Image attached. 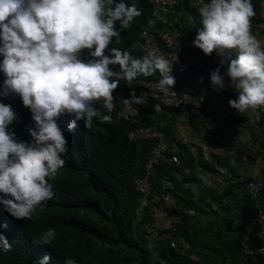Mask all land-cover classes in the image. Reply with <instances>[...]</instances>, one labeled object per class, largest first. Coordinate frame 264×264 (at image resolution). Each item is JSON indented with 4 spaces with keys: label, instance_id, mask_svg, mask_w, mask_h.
<instances>
[{
    "label": "clouds",
    "instance_id": "1",
    "mask_svg": "<svg viewBox=\"0 0 264 264\" xmlns=\"http://www.w3.org/2000/svg\"><path fill=\"white\" fill-rule=\"evenodd\" d=\"M193 7L202 27L192 45L206 56L214 51L221 57L225 51L236 53L223 75L222 59L210 72L214 90L225 89L227 76L229 86L238 92V98L229 99L230 108L242 114L264 107V48L251 31L252 0H199ZM140 15L136 0L131 4L125 0H0V73L4 75L0 98L19 96L34 122L33 127L26 126L31 142L18 141L10 131L17 114L11 104L0 102V205L15 219H31L37 206L54 197L48 178L65 164L64 132L75 130L81 119L86 129L94 118L110 123L116 107L113 92L120 81L131 88L138 74L149 77L158 71L157 89L168 96L174 88V64L164 55L151 50L134 58L128 51L110 47L113 38L119 43L116 22L127 29ZM85 50L86 59L81 56ZM185 67L181 65L180 71ZM149 95L132 93L131 99L120 97L119 102L145 105ZM97 103L109 114L101 112ZM61 117L67 118L60 121ZM198 179L206 186L213 184L207 175ZM261 188L264 182L249 184L253 192ZM55 239V229L49 228L34 242L50 246ZM11 248L0 234V250L6 253ZM50 259L44 255L36 264H49ZM64 264L77 262L69 258Z\"/></svg>",
    "mask_w": 264,
    "mask_h": 264
},
{
    "label": "trees",
    "instance_id": "2",
    "mask_svg": "<svg viewBox=\"0 0 264 264\" xmlns=\"http://www.w3.org/2000/svg\"><path fill=\"white\" fill-rule=\"evenodd\" d=\"M205 1L210 2V0ZM125 3L131 4L132 0H125ZM184 3L187 7V3ZM136 4L141 15L134 17L127 29L121 28L119 21L116 22V29L120 33L119 43L113 38L110 47L128 51L134 58H141L144 54L140 51L139 34L154 11L149 0H136ZM198 25L197 30L202 27L200 22ZM196 34L197 31L193 37ZM81 56L88 58L87 50ZM113 67L118 70V66ZM159 77L157 71L152 76L145 77L138 74L136 78L158 79ZM3 80L4 75L0 73V85L3 84ZM124 83L120 81V85L113 92L116 107L110 114L112 116L110 123H101L94 118L92 127L86 129L84 120L81 119L76 121L75 130L64 132L68 142V152L62 155L65 160L64 166L58 170L56 176L48 178L54 191L51 200L37 206L31 219L17 220L4 211L3 205H0V234L4 235L12 245L11 250L6 253L0 250V264H36L44 255L51 257L49 264H64L69 258L76 260L77 264H91L97 257L96 242L107 246L104 250L105 254L98 257L99 264H114L117 256H112L110 251L112 247L120 246L128 250H137V264H219L200 251H212L220 256L223 262L228 244L226 246L220 244L221 248L207 244L198 245L195 241L196 230L192 232L188 230L186 224L190 218L183 213V209L197 211L205 200L209 203L215 200L219 210H225L223 211L225 216L219 219L225 229L230 228L229 216L233 215L234 210L238 209L250 214L253 233L249 236L253 251L251 255H247L248 261L253 263L255 258L258 264H263L259 258V244L255 237L256 216L253 207L257 202L264 205V188L260 189L257 199L253 200L249 191L245 190L246 187L248 188V180H246L248 177L236 176L235 182L227 181V186L221 191L210 187L206 196L200 195L196 198L195 187L200 184L197 177L188 178L180 169L162 166L156 171L151 196L147 199L146 206L140 215L137 214L140 195L135 189V179L143 174V165L151 145L148 142L129 141L127 138V132L134 124L124 122L120 116L122 103L119 102V98L127 96ZM174 89L185 96L193 95L195 92L187 83L182 82H176ZM0 102L11 104L17 114L18 120L10 125V131L15 133V138L18 141L31 142L32 138L26 131V126L33 127L34 122L30 110L23 106L20 97L10 95L7 99L0 98ZM185 106L165 110L180 114ZM96 107L104 114H109L99 103ZM66 118L61 117L60 121ZM143 123L150 124L151 120H143ZM242 124L243 122H240V125ZM61 127L63 130V125ZM182 163L191 167L195 161L191 155L184 152ZM198 165L210 174L214 173L207 163L199 161ZM187 182L191 183L192 187H188ZM237 191L241 201L236 199L239 197ZM168 193L181 207L180 211L175 210V215L183 223L171 227L172 231H169L176 246L172 248L168 240L162 239V236L168 233L166 229H162L158 230L162 239L158 241L160 245L150 248L146 240L148 233L142 226L153 222L152 209H161L164 205L162 195ZM2 195L0 193V196ZM206 207H209L208 203ZM209 212L205 214H219L213 208H210ZM5 224L7 228L3 227ZM49 228L55 229V241L50 246L35 243L42 232ZM181 238L190 244L191 250L185 252L181 248L178 243ZM237 243L238 250L231 253L235 256L245 255L241 240L237 239ZM152 249L154 256L150 254Z\"/></svg>",
    "mask_w": 264,
    "mask_h": 264
},
{
    "label": "crops",
    "instance_id": "3",
    "mask_svg": "<svg viewBox=\"0 0 264 264\" xmlns=\"http://www.w3.org/2000/svg\"><path fill=\"white\" fill-rule=\"evenodd\" d=\"M252 4L255 9V16L251 20V31L252 34L257 37V39L262 41L261 47L264 48V0H252ZM185 21V18H183ZM181 20V22H184ZM225 57L230 60L236 57L235 51H225ZM208 56L203 52L192 55L190 61L194 66V71L197 66L199 69L202 68V64H197L196 60H201L203 63L208 61ZM225 57L217 56V60L214 61L215 69L220 66L221 59L224 60ZM214 65V64H213ZM225 67L227 64L224 62L221 66V74L225 73ZM197 68V69H198ZM205 69V67H203ZM194 71L190 74L187 84L193 85ZM225 89L214 90L212 84L207 86L208 94L203 99L202 95L195 97H188L184 111L180 114L176 112H170L165 110L158 118L159 123L165 128L168 134L178 137L182 144L185 145L184 152L191 155L194 158L195 163L191 166L190 176L199 177L201 174L209 176L213 184L212 186H206L201 181L198 187H195V195L198 198L200 195L205 196L206 189L212 187L214 190L221 191L227 186L228 182H235L236 176H243L250 180L254 177H260L264 179V107L258 108L256 110H248L245 113L238 114L232 108H230L228 101L229 99L238 98V92L230 87V79L225 76L224 80ZM197 90H200L198 86ZM212 100V108H205V103H210ZM205 100V101H204ZM262 110L263 117H258V110ZM207 114L210 122L215 124V132L210 130L206 124L201 121V116ZM238 114V115H237ZM205 116V115H204ZM239 117L238 125L236 122L232 124L229 122L230 118ZM193 117L199 120H194ZM228 118V119H227ZM192 121V123H191ZM228 122L229 125H226ZM240 122H243L240 125ZM205 124V125H204ZM229 126V127H228ZM247 126L249 128H247ZM226 127L225 130H222ZM239 139V143L242 142L249 144L246 153H239L236 147V139ZM207 163L214 170V173L210 174L208 171L202 169L198 162ZM188 177L189 176H185ZM188 187H192V184L187 182ZM205 189V190H204ZM249 191L248 188H245ZM208 191V190H207ZM236 193V192H235ZM239 192L237 191L236 194ZM236 199L240 200V195ZM245 206L244 204H241ZM204 207V206H203ZM202 207V208H203ZM196 212V211H193ZM191 212L192 215H195ZM205 214V212H203ZM217 217H216V216ZM215 216V217H214ZM225 214H212L214 221L218 224L219 219L223 218ZM230 232L231 238L229 239L230 250L231 245H235L239 248L237 239L241 240V247L245 255L244 259L249 264L248 256L252 254V244L250 243L252 234V223L250 222V214L248 212H242L240 210H234L232 216H229ZM225 226L220 225L216 230H224ZM256 244V243H255ZM233 248V247H232ZM234 264V263H232Z\"/></svg>",
    "mask_w": 264,
    "mask_h": 264
},
{
    "label": "built area",
    "instance_id": "4",
    "mask_svg": "<svg viewBox=\"0 0 264 264\" xmlns=\"http://www.w3.org/2000/svg\"><path fill=\"white\" fill-rule=\"evenodd\" d=\"M149 2L154 12L140 31V51L145 55L148 51L156 50L158 54L164 55L170 63L174 64L171 75L176 82L187 83L190 74L194 71L190 59L192 55L202 52L191 43L195 38L193 35L199 27L198 22L201 23L197 7H193V5L198 6L199 0H149ZM184 2L187 3V7ZM204 2L207 3L205 0ZM177 61L179 62L176 63ZM181 65H186L182 72L180 71ZM160 78H136L131 88L124 83L127 89L126 98L131 99L132 93L137 96L141 92L150 93L147 104H122L120 113L124 122L134 124L127 132L128 140L140 143L148 142L151 145L143 165V174L135 179V189L140 195L137 209L139 215L146 206L147 199L151 196L152 183L157 169L167 166L180 169L184 176H189L191 173V168L182 163L183 146L185 145L178 137L169 136L158 121L165 109H178L187 104V99L185 95L180 94L174 88L170 89L168 96H164L156 87ZM143 120H151V123L144 124ZM261 182H264V179L260 177L248 180L247 186L253 200L257 199L259 191H251L249 184ZM162 199L164 202L173 201L170 193L162 195ZM253 209L256 216L255 237L259 244L258 254L264 264V205L257 202ZM191 212L193 210L183 211L187 216ZM163 238L168 240L172 248H175L176 242L172 239L170 232L166 233Z\"/></svg>",
    "mask_w": 264,
    "mask_h": 264
},
{
    "label": "rangeland",
    "instance_id": "5",
    "mask_svg": "<svg viewBox=\"0 0 264 264\" xmlns=\"http://www.w3.org/2000/svg\"><path fill=\"white\" fill-rule=\"evenodd\" d=\"M217 56L218 55H217L216 51H214L210 56L207 57L208 58L207 62L203 63L201 60H196L197 64H202V68L199 69L197 66L198 69L196 68V70L194 71V77L192 79L193 80L192 84L196 85V87L188 84L190 87H192L195 90V92L193 93V95H186L187 101H188L189 96L195 97L198 95H202L203 99H204L205 96L209 93L207 86H209V89H210V85H211L210 72L215 70V64L216 63H214V61L217 60ZM223 57H225V56L223 55ZM223 61L228 66L230 59H227V57H225ZM203 67H205V69ZM226 68L227 67H225V69ZM201 77L203 78V83H199V80ZM198 86L200 87V90H197ZM198 98H199V96H198ZM209 99H210V103L208 102V103L204 104L205 108L208 107V109L212 108V103H211L212 100H211V98H209ZM231 99H233V98H231ZM204 115L201 116V121H203L206 124V126L208 128H210V130H213L215 132L216 131L214 128L215 124L210 122L209 118L207 119V117H209V115H207V114H204ZM257 115H258V117H263L261 109L258 110ZM228 118H230V120L232 121V124L234 122H236V124L238 125V122H239L238 116H236V117L229 116ZM193 119L197 120V123H199V120L197 118L193 117ZM191 123H192V121H191ZM226 123H227L226 125H229L228 122H226ZM225 129H226V127L222 128V130H225ZM238 141H239V139L237 138L236 139L237 151H239V153H241V154L246 153L247 149H245V148H247L250 143L246 144V143L242 142L240 144ZM193 176H194V174H193ZM207 190L208 189H206V191H204L206 194L208 192ZM206 194H205V196H206ZM206 203L209 204L208 208L206 207ZM227 204H229V203H227ZM217 206L218 205L216 204L215 200L211 201L210 203L207 202V200H205L202 203L201 208H199L196 212H194V214L196 213L195 215L188 213V216L190 219L188 220L186 225H187V228L190 232H192V230H196L197 234L195 236V241L198 245L203 244V246H205V244H207L208 246H213L214 248H218V247L221 248L220 244L223 243V244H225V246L228 244L226 251L223 255L224 261L222 262L221 257L217 256L212 251L207 252V251L202 250V251H200V253L206 254L209 257V259H211L213 262L217 261L219 264H232V263H234V264H249L246 260H243L244 259L243 256H235L234 254L231 253V250L229 249L230 248L229 239L231 238L230 232H228L229 230H227V229H224V230H221V229L216 230L215 229L221 225V222H219L217 224L214 221L213 218L216 215L214 217H212V214H204L203 213V212L210 213L209 209L213 208L214 211L216 210L217 212H219V214H221V213L223 214V211L225 212V210H222V209L219 210V208ZM180 209H181V207L178 206L177 203H175V200H173L172 202H164V205L161 207V209H159V208L158 209L157 208L152 209L153 211H152L151 219L153 220V222H148V225L142 226V228L145 230V232L148 233V235H146V240H147V245L150 248H153L155 245H160V243H158V241H160L161 236H159L158 230L166 229V231L169 232V231H172L171 227L178 226L179 224L183 223L182 221H180L179 217L175 215V210L180 211ZM183 211H185V209H183ZM162 239H163V236H162ZM178 243L185 252L192 249L190 247V244L187 243L186 241H184L183 238H181V240ZM106 248H107V246H103L100 243L96 242L97 257L94 259V261L91 264H99L98 260L101 257V255L105 254L104 250ZM231 249H233L232 251L238 250V248H236L235 245H233V246L231 245ZM110 253L112 256H115V255L117 256V259L114 261V264H137V259H136L137 254H138L137 250H128L124 246H120V247H112ZM150 254L154 256L153 249L150 252ZM251 264H258V261L255 258H253V263H251Z\"/></svg>",
    "mask_w": 264,
    "mask_h": 264
}]
</instances>
